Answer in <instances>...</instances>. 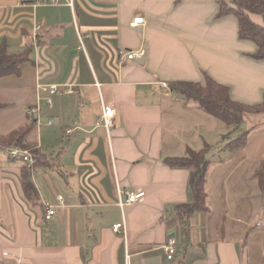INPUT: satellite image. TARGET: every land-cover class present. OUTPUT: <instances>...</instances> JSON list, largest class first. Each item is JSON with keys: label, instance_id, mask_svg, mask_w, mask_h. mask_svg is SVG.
<instances>
[{"label": "crops", "instance_id": "1", "mask_svg": "<svg viewBox=\"0 0 264 264\" xmlns=\"http://www.w3.org/2000/svg\"><path fill=\"white\" fill-rule=\"evenodd\" d=\"M70 1L0 0V44L15 53L31 46L21 74L0 78V134L32 115L29 140L51 157L33 172L40 197L33 206L20 182L27 163L0 149V264H264V204L253 181L264 160V125H253L242 152L211 161L208 199L210 189L228 191L244 179L250 187L251 199L234 205V222L213 223L208 203L184 235L174 206L193 199L190 172L164 164L184 155L199 140L190 137L194 128L209 121L168 82H203L206 72L236 101L263 100L264 61L249 56L257 46L239 39L238 20L217 18L215 0ZM137 18L143 23L131 27ZM124 51L143 58L127 60ZM41 85L72 92L52 95ZM103 104L116 110L110 137L97 125ZM142 192L138 202L120 205ZM51 203L57 213L46 220ZM122 222L126 235L115 234ZM170 238L178 241L173 261L164 251Z\"/></svg>", "mask_w": 264, "mask_h": 264}, {"label": "trees", "instance_id": "2", "mask_svg": "<svg viewBox=\"0 0 264 264\" xmlns=\"http://www.w3.org/2000/svg\"><path fill=\"white\" fill-rule=\"evenodd\" d=\"M215 1L219 6L217 18L234 16L238 20L239 39L250 41L257 46V51L249 56L256 61H264V0ZM258 17L261 18L262 23L255 20ZM30 53L31 46L23 52H12L10 45L4 40L0 44V78L12 75L19 76L21 66L30 61ZM203 75V82L177 80L170 81L167 85L172 93L184 98L188 103H195L204 114L214 117L233 130L241 128L246 115L264 114V98L258 104L236 101L231 97L229 86L219 83L206 72ZM3 106L0 103V110ZM28 117L29 122L26 125L8 135L0 134V149L4 151L20 149L31 155L34 163L31 166L23 165L20 182L27 201L33 206H40L39 193L33 181V172L38 167L50 166L51 157L38 144L30 142L29 137L36 128L37 121L32 115ZM251 129L243 131L235 140L229 142L226 145L227 149L231 152L244 150ZM208 147L207 144L204 149L194 150L187 146L184 155L164 159V164L168 167L188 169L190 172L189 185L193 199L189 203L174 206L175 214L180 220L183 233L186 236L190 230V219L197 213L209 212L206 184L211 160L207 158ZM7 155L9 159L18 160L12 158L8 153ZM253 181L258 189V203L264 204V160L258 163V168L253 174ZM259 230L264 231V225ZM258 252H260L259 249Z\"/></svg>", "mask_w": 264, "mask_h": 264}, {"label": "rangeland", "instance_id": "3", "mask_svg": "<svg viewBox=\"0 0 264 264\" xmlns=\"http://www.w3.org/2000/svg\"><path fill=\"white\" fill-rule=\"evenodd\" d=\"M176 97L182 99L186 103V100H184V98H182L178 95ZM191 104L196 105L195 103L190 102V103H188V106H190ZM197 111H199L200 114H202L201 116L204 120L205 119L208 120L207 118H209V121L204 122V124L203 123L197 124L196 128H194V130L192 131V135L190 137L199 138V140H196V141L194 140L193 144L190 145V147H192L194 150L204 149L205 143L202 142V138L204 137L205 138L204 141H206L209 144L208 152H207V158L210 159L212 162H216V161L218 162L222 158H224L225 156L230 155L229 153L231 151H229L227 149L226 145L229 142L235 140L240 135V133H242L243 131H246L248 129H251L253 127V125L257 124V122H258V125L260 123H262V125H264V114L246 115L241 128L238 130H233V129L225 126L223 123H221L220 121H218L214 117L209 116L207 114H204L199 108L197 109ZM182 140H184L183 137L178 136V141H179L178 145L179 146H182L181 145V144H183V143H181ZM247 169H250V168H247ZM224 171L227 172L226 170H224ZM240 172H242V170H240ZM248 172L249 171L246 170V173L244 174L245 177H246ZM236 175H237V173L235 175L233 174V176H235V179L237 180V182L242 180V177L240 178L239 175L238 176H236ZM210 186H211L210 188H212V185H210ZM249 191H250V187L246 183L245 179H244V184L235 183L232 185L231 189L228 191L226 189H224V192L216 191L213 193L212 189H210L208 203L210 204L211 208L215 207V209H216V212L215 213L212 212V214H211L214 217L213 223H214L215 219L217 220V218L225 219V220H223L224 222H226L228 220L234 222V219L236 218L235 215L239 214V212L234 210V205H238V202H239V204L244 205L246 202L243 200V198L244 199L245 198L251 199ZM212 202H213V204H212ZM224 203H225V205H224L225 212H224L223 217H222L220 212L222 211V208H223L222 204H224ZM246 207H247L248 213H249L250 212L249 211L250 206H246ZM219 215L221 217H219Z\"/></svg>", "mask_w": 264, "mask_h": 264}, {"label": "built area", "instance_id": "4", "mask_svg": "<svg viewBox=\"0 0 264 264\" xmlns=\"http://www.w3.org/2000/svg\"><path fill=\"white\" fill-rule=\"evenodd\" d=\"M57 2L58 0H52ZM64 1H69L70 0H64ZM144 21L143 18H137L131 23V27H137L140 24H142ZM121 55L125 57L127 60H135V59H142L143 58V53L142 52H121ZM40 88H43L44 90H48L52 95H56L62 92L68 93L72 92L71 87H64L60 88L57 85H41ZM34 111L30 112L32 114ZM97 125L100 127H104L107 131L108 137H110L112 129L116 125V110L113 105H108V104H103V112H102V118L101 120L97 123ZM7 153L15 159H21L25 163H27L29 166H31L34 161L31 157V155L27 151H23L20 149H11L7 150ZM145 193H129L126 195V199H121L120 200V205L124 207L125 205L128 204H134L141 200L144 197ZM59 202L62 204L64 201L63 196L58 197ZM56 206H54L53 203L47 204L46 205V220H51L55 215H56ZM258 225H263V223H259ZM113 232L115 234L119 235H126V228L125 224L118 223L113 227ZM178 249V241L175 238H170L167 243L164 245V251L167 255V259L169 261H173Z\"/></svg>", "mask_w": 264, "mask_h": 264}]
</instances>
